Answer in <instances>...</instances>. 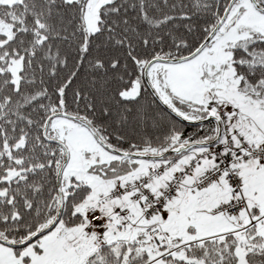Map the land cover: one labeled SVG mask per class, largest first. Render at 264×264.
<instances>
[{"label": "snow or ice", "instance_id": "obj_1", "mask_svg": "<svg viewBox=\"0 0 264 264\" xmlns=\"http://www.w3.org/2000/svg\"><path fill=\"white\" fill-rule=\"evenodd\" d=\"M0 264H264V0H0Z\"/></svg>", "mask_w": 264, "mask_h": 264}]
</instances>
